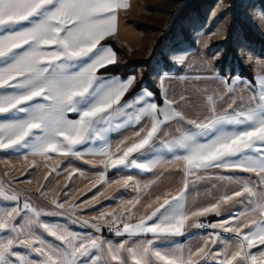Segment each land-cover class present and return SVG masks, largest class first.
I'll return each mask as SVG.
<instances>
[{
	"label": "snow or ice",
	"instance_id": "snow-or-ice-1",
	"mask_svg": "<svg viewBox=\"0 0 264 264\" xmlns=\"http://www.w3.org/2000/svg\"><path fill=\"white\" fill-rule=\"evenodd\" d=\"M129 7L0 0V150L24 151L22 176L45 169V183L27 190L16 187V166L0 173V264H264V75H222L178 55L167 70L182 74L125 100L136 77L99 71L118 62L101 42ZM71 158L103 171L72 193L64 189L85 173L68 167L65 183L49 189ZM121 169L136 175L107 178ZM121 190L134 196L81 215Z\"/></svg>",
	"mask_w": 264,
	"mask_h": 264
},
{
	"label": "crops",
	"instance_id": "crops-1",
	"mask_svg": "<svg viewBox=\"0 0 264 264\" xmlns=\"http://www.w3.org/2000/svg\"><path fill=\"white\" fill-rule=\"evenodd\" d=\"M129 2H130V7L128 9L126 10L121 9L118 11V31L117 33L107 38V39H112L116 41L118 46L121 48V52H118L110 42H106L107 39L101 42L105 46H110L117 53V60H126L129 57L148 56L153 51L157 43L156 40L152 36L148 35L147 31L143 29L144 27H140L139 22H143V21H138L136 24V20L140 16L135 18L134 12L137 10L138 6L143 3L142 0H129ZM164 49L166 51H170V55L168 56L170 63L168 65H165V64L160 65L159 63L157 68H153L154 67V64H153L152 66L153 71H152L151 77L157 85L159 83L161 75H164L165 73L169 77L182 74V73L176 72V69L181 67L180 65H175V68H173L172 71L167 70L168 66L175 64V57L178 55H186L189 60H196L198 64L199 63L210 64L217 72H219L222 75L223 74H228V75L234 74L242 78H247L250 81L253 80L248 76L241 75L239 66L235 69H229L226 67H222L220 64H218L217 60L219 58H216L210 55L209 52L205 48H201V47L198 49L191 48V47L186 46V44H178L177 46L172 47L171 43L167 42V44H165ZM202 51L204 55L200 53ZM203 58L206 60H203ZM245 63L251 65V69L254 75H264V55L251 54L249 55V58L247 61H245ZM99 74L105 75V76H119L122 79H126L130 76H135L136 81H137L138 79L141 78L143 74V70L142 69L137 70L136 72L131 73L126 76L119 74V73H107V74L99 73ZM145 88L148 90H151L146 85H143L141 89H145ZM133 96L127 99H131ZM69 117L76 118L75 114H69ZM131 132L132 130L129 129L128 131L124 132L123 135L113 134L112 136L113 144H115L118 139H122L123 136L131 135ZM23 156H24L23 150L4 151V153L2 154L0 158V162L3 165V170L5 168L6 163H10L11 165H14L19 169L18 171H15L13 175L19 177L20 180L23 181V183L17 184V187L21 189L27 190L29 188H34L35 186H38V184L40 183H45L43 179L45 175V169L43 165H40L36 169L30 170V173L28 175H25V176L21 175V172H23L27 168V164L22 165ZM31 159H32L31 156H29V160ZM71 159H72L71 164L65 162L60 165V168H59V171L61 172L60 176H56L55 174H53L50 177L49 181L46 182L47 187L49 189L53 187H58V183L60 185L65 183V176L63 174L65 168L74 167V168H78L82 170L85 173L83 177L79 175L74 176L73 181L69 184V187L64 189V191L66 192L71 191L72 193H76L77 190L79 189H84L85 186H90L91 181L96 177V175L100 171H103L101 167H98V166L93 167L91 165L84 164L82 161L75 160L74 158H71ZM128 174L136 175V172L135 170H130V169L110 170L107 173V178L111 181L114 179H118L119 176L121 175H128ZM138 178L141 180H144V179L151 178V177L150 176H138ZM28 180H32L33 184L27 185ZM103 188H104L103 185H98L96 188H93L92 191L86 192L85 195L81 196L80 200H78L77 203L91 200L92 196H95L98 193L102 192ZM133 196H134V193L131 192V190H121L120 192L113 193L112 199L102 200L100 203L96 204L94 207L85 209L81 213V215L90 217V216L98 214L102 210L116 208L121 198H123L124 200H127V199H131ZM61 198L64 199L63 196ZM40 203H43V202L41 201ZM46 219L53 221V222L67 223L73 230L85 231V229H83L81 225L70 224L67 217H48ZM208 219L215 220L217 218L209 217ZM106 230L107 229H104V234L108 236L109 238H111L110 234L105 233ZM192 231L203 234L205 230L193 229ZM116 239H119V238H116ZM181 242H183V239L181 240Z\"/></svg>",
	"mask_w": 264,
	"mask_h": 264
},
{
	"label": "rangeland",
	"instance_id": "rangeland-1",
	"mask_svg": "<svg viewBox=\"0 0 264 264\" xmlns=\"http://www.w3.org/2000/svg\"><path fill=\"white\" fill-rule=\"evenodd\" d=\"M188 1L142 0L143 3L134 12L135 18L140 16L136 24L143 21L154 26H144L143 29L158 43L177 12ZM233 25L236 28L231 34ZM249 28L264 38V0H200L196 7L189 9L185 17L179 20L175 32L163 42L161 51L154 57L151 66L154 64L153 68H157L159 63L169 64L170 51L164 49L167 42H170L172 47L186 44L191 48H205L216 58H220L231 44V51L221 65L235 69L239 66V61H247L251 54L264 55V44L248 38ZM200 53L203 54V51ZM145 67L139 65L135 67V72L140 69L144 72ZM3 153L4 150H0V158ZM2 172L3 165L0 162V173Z\"/></svg>",
	"mask_w": 264,
	"mask_h": 264
},
{
	"label": "trees",
	"instance_id": "trees-1",
	"mask_svg": "<svg viewBox=\"0 0 264 264\" xmlns=\"http://www.w3.org/2000/svg\"><path fill=\"white\" fill-rule=\"evenodd\" d=\"M199 1L200 0H189L186 4H184L181 7V9L177 12L176 16L173 18V20L170 24V27L161 35L156 47L154 48V50L152 51L151 54H149L148 56H144V57H129L126 60H118V62L115 66H108L105 69H101L99 71V73H102V74L119 73V74L126 76V75H129L130 73L135 72V67H137L139 65H145L146 67H145V70L143 72V75L141 76L140 79H138L136 81L135 88L129 94H126V96L124 98L127 99V98L133 96L139 89H141L143 87V85H146L153 92H156L157 91V84L153 81V79L151 77V74L153 71L152 66H151V62L154 59V57L161 51V47L163 45V42L165 40H167L175 32V29H176V26H177L179 20L181 18L185 17V15L189 11V9L196 7L198 5ZM139 25H140V27H144V26L148 27V28L154 27L151 24H148L145 22H139ZM235 28H236V26L233 25V27L231 29V34L234 33ZM247 34H248V38L250 40L260 41L264 44V38H262V36L255 33L254 31H252L250 28L248 29ZM106 42H110L118 52H121V48L118 46L116 41H114L112 39H107ZM231 47L232 46L230 44L228 49L217 60L218 64L221 65L223 60L226 61V59H227V57L231 51ZM163 58L168 60L165 56H163ZM168 63H170L169 60H168ZM221 66L225 67L224 64ZM239 69H240L241 75L248 76L251 79H253L254 74H253V71L251 69L250 64H247L243 61H239ZM106 232H107V230H106Z\"/></svg>",
	"mask_w": 264,
	"mask_h": 264
}]
</instances>
